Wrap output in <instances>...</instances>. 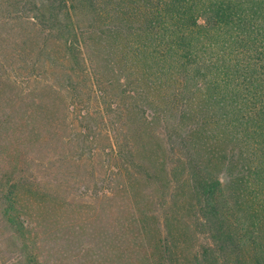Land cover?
<instances>
[{
    "label": "trees",
    "instance_id": "obj_1",
    "mask_svg": "<svg viewBox=\"0 0 264 264\" xmlns=\"http://www.w3.org/2000/svg\"><path fill=\"white\" fill-rule=\"evenodd\" d=\"M0 15L13 21V78L50 70L78 108L77 140L106 132L128 170L157 189L168 173L174 193L161 198L185 200L187 248L168 219L148 246L141 225L125 264H264V0H5ZM8 106L0 89V264H45L60 232L38 236L23 203L49 193L37 198V174L12 150L44 135Z\"/></svg>",
    "mask_w": 264,
    "mask_h": 264
},
{
    "label": "rangeland",
    "instance_id": "obj_2",
    "mask_svg": "<svg viewBox=\"0 0 264 264\" xmlns=\"http://www.w3.org/2000/svg\"><path fill=\"white\" fill-rule=\"evenodd\" d=\"M2 16L0 23L4 26L0 24V30L9 32L6 42L9 47L4 46L8 59H0V89L12 107L27 108L33 128H39L44 135L39 146L24 140V145L18 144L12 150L15 152L19 148L18 156L13 158L14 165L19 169L29 167L25 171L37 174L43 191L41 197L36 195L37 198H44L45 191L49 193L43 204L35 202V194H29L30 200L23 203L25 208L28 206L32 222L30 218L28 221L35 225L38 236L54 233V230L60 232L55 246L48 243L40 249L45 264H125L120 255L127 251L132 231H141L140 226L145 225L149 231L146 233L148 239L145 238L148 246L150 234L156 228L165 233L167 219L171 236L181 241L186 249L189 243L184 246V232L189 215L185 200L180 196L161 198L160 194L166 188L170 194L174 193V184L168 181L169 174L161 176L164 183L157 189L152 181L135 175L107 150L111 140L106 132L97 138L95 145L82 143L80 138L77 140L81 130L80 114L67 91L58 85L60 79L53 78L50 70H40L34 82L13 78L18 71L15 64L11 66L9 56L15 33L8 28L13 21ZM18 97L21 100L15 102ZM24 174L27 176L26 172ZM196 242H203L202 237ZM84 257L88 259L80 263ZM183 258L184 254L179 253L182 263Z\"/></svg>",
    "mask_w": 264,
    "mask_h": 264
}]
</instances>
